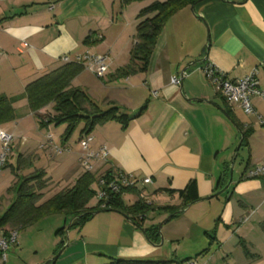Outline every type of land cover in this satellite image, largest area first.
I'll use <instances>...</instances> for the list:
<instances>
[{
    "label": "crops",
    "instance_id": "0c3cea01",
    "mask_svg": "<svg viewBox=\"0 0 264 264\" xmlns=\"http://www.w3.org/2000/svg\"><path fill=\"white\" fill-rule=\"evenodd\" d=\"M143 2H0V93H23L27 83L61 65L64 55L71 61L85 53L106 56L103 78L84 69L72 84L84 89L102 109L114 102L131 118L126 127L116 121L95 126L91 148L105 145L108 155L94 162L93 172L101 175L113 167L138 180L151 177L150 183L137 186L148 202L160 206L180 203L176 194L161 189L177 191L195 180L201 199L163 222L162 240L159 236L149 241L120 212L101 211L82 226L69 228L66 246L53 263L182 264L195 259L197 264H264V174L249 175L264 163V124L256 115L230 105L200 69L204 62L212 64L230 80L256 69L264 90V0H200L193 8L181 9L166 22L147 69L135 64L125 74L121 70L128 67L137 43V14ZM205 56L206 61L192 66ZM252 103L264 118V99L252 97ZM217 106L226 112L230 109L237 122L250 128L247 142L240 145L249 157L227 191L202 200L226 183L225 168L236 156L241 138L236 124ZM14 107L16 119L1 127L19 139L16 153L37 155L35 164L44 158L50 161L48 168H39L53 184L59 178L72 182L82 171L80 135L74 145L63 142L62 133L56 138L52 124L40 128L39 116L48 108L53 112L51 105L32 113L22 98ZM55 146L63 150L56 153ZM167 216L162 210L152 211L143 227L157 226ZM68 221L64 216V225ZM56 230L52 254L59 242Z\"/></svg>",
    "mask_w": 264,
    "mask_h": 264
},
{
    "label": "trees",
    "instance_id": "16d2710c",
    "mask_svg": "<svg viewBox=\"0 0 264 264\" xmlns=\"http://www.w3.org/2000/svg\"><path fill=\"white\" fill-rule=\"evenodd\" d=\"M141 1L144 0H122V4ZM199 1L152 0L142 7L137 14L138 23L135 32L137 43L131 49L128 67L121 72L126 74L135 68V64H139V69L146 70L166 22L181 9L191 7ZM84 69L81 63L70 60L27 83L21 94L8 96L0 93V126L16 119L14 104L25 98L28 109L32 113H37L40 109L51 105L54 113L48 116L44 114L39 116L38 124L40 128H46L50 124L55 126L64 124L65 129L60 136L63 142L69 140L72 132L80 123H83L80 137L91 134L96 125L108 121H116L121 123L122 127H126L131 118L130 114L121 110L114 102H110L106 109H102L84 89L72 84L74 78ZM227 113L236 124L239 134L243 135L240 136V145L246 143L251 132L250 128H244L242 123L237 122L230 109H227ZM27 153H18L16 156V168H12L15 178L8 188L12 198L7 207L2 212L0 211V236L6 238L9 237L11 230L19 231L26 226H32L49 215L62 214L68 217L71 219V228L82 226L93 216L95 211L106 209L120 212L130 218L138 227L143 228L149 241H152L158 239L160 233L158 225L143 227V222L150 212L162 210L168 215L176 211L181 213L189 203L199 199L195 180L189 181L183 189L177 191L168 188L161 189L170 195L176 194L180 199L178 205L160 206L148 202L145 195L141 196L143 193L138 186H121L118 191H110L106 188L107 197L98 199L99 177L110 181L115 175L123 173V171L111 167L101 175L96 174L93 170L86 171L82 168V171L72 182L65 183L52 196L42 200L45 196L44 190L54 184L46 177L44 169L30 170L33 166L30 163L32 155ZM229 167L228 163L225 168L226 181ZM23 170L28 173H21ZM128 194L136 196V199L127 203L124 196ZM93 199H95V204H92ZM101 204H104V207H101ZM67 226H61L55 232L59 236V242L54 254L65 243ZM0 264H5V260H2L1 249ZM114 264H144V262L117 260Z\"/></svg>",
    "mask_w": 264,
    "mask_h": 264
},
{
    "label": "built area",
    "instance_id": "2783aa9c",
    "mask_svg": "<svg viewBox=\"0 0 264 264\" xmlns=\"http://www.w3.org/2000/svg\"><path fill=\"white\" fill-rule=\"evenodd\" d=\"M3 0H0V2ZM62 61H70L67 55L61 57ZM106 56L96 55L91 53H85L76 57L75 61L81 63L85 69L89 70L98 78H103L107 72L108 66L105 62ZM203 72L208 78L209 82L213 87L223 95L226 101L233 106H238L243 110L246 115H256L257 119L261 124H264V118L256 113V110L252 103V97H258L264 99V90L259 87L258 80L256 78L257 70H253L249 74L243 76L240 79L230 80L226 77V74L219 70L212 64H204L201 66ZM172 81L177 83V77H173ZM155 95V92H154ZM12 133L6 131L0 126V143L2 146V151L0 152V169L2 168L7 152L9 150L10 144L12 142ZM47 139L52 141V133L48 132ZM93 141L92 134L82 135L78 144L81 149L80 156L78 158L79 166L86 171H92L94 169L95 161H104L107 159L108 149L105 145H101L98 149H92L91 144ZM55 152L59 153L63 149L59 146L54 147ZM264 174V163L259 166L254 167L249 171L250 176H257ZM147 184L151 182V177L147 176L138 180L131 173L123 172L120 175H115V177L107 181L104 177H99L98 180V192L97 198L104 199L107 197L108 188L110 191H118L121 186H137V183ZM105 187V188H104ZM143 196V194H141ZM104 207V204H101ZM17 230H11L9 232V237L0 236V249L2 251V260H6V251L9 248V244L17 245ZM182 264H197L195 259H188Z\"/></svg>",
    "mask_w": 264,
    "mask_h": 264
},
{
    "label": "rangeland",
    "instance_id": "374dc122",
    "mask_svg": "<svg viewBox=\"0 0 264 264\" xmlns=\"http://www.w3.org/2000/svg\"><path fill=\"white\" fill-rule=\"evenodd\" d=\"M151 1L152 0H144L142 5L145 6ZM200 64H201L200 62L194 63L192 66L196 67ZM50 110L51 109L48 108V110H46L44 115L48 116L54 113L51 112ZM82 126L83 123H80L79 126L74 129V131L72 132L69 138V140L74 145L80 135V130ZM64 129H65L64 124H59L57 126L53 125L52 131L54 133V136L57 138L59 136V133H62ZM21 131L26 132L27 129ZM40 133H43L44 135V133H46V129H43ZM18 141L19 139H17V137H13L9 150L7 152V156H6L7 160H5L3 167L0 169V211L1 212L7 207V205L10 202V199L12 198V194L9 193L8 188L11 186L15 178L12 172V168H16V161H17L16 150L19 144ZM24 142H25V137L22 139V143ZM238 145H239V141L236 145V149L238 148ZM1 151H2V146L0 143V152ZM40 153L41 152H38L37 154L40 155ZM248 157L249 154L245 146H242L237 150V154L232 162V170L234 176L237 174L238 171L241 172L244 170ZM36 160H37V155L36 156L33 155L30 158V163L33 165L30 170H33L34 168H39L40 165L43 167L47 165V168L49 167L48 163L50 161H48L46 158H44L39 164L38 163L35 164ZM21 173H28V171L23 170ZM63 185H65V182H63L61 178L57 179V183H55L54 185H50L48 189L44 190L45 196L42 200L52 196ZM135 199L136 196L134 197V195H130L129 197L124 196V200L127 203L133 202ZM92 204H95V199L92 200ZM63 219H64V215L62 214L51 215L48 216V218L42 219L41 222H39L35 226L33 225L26 226L20 229L18 231V236H17V242H18L17 245L10 243L9 248L5 252L6 253L5 264H17V262L20 264H54V263H47L60 250L59 249L55 254H52L54 250L53 249L54 231L57 228L61 226H67L70 223V221H68L67 224L64 225Z\"/></svg>",
    "mask_w": 264,
    "mask_h": 264
},
{
    "label": "water",
    "instance_id": "95a60500",
    "mask_svg": "<svg viewBox=\"0 0 264 264\" xmlns=\"http://www.w3.org/2000/svg\"><path fill=\"white\" fill-rule=\"evenodd\" d=\"M194 6V5H193ZM193 6H191V8H193ZM207 60V56H205L204 58H202V59H199V60H197L195 63H199V62H203V61H206ZM185 71V69L182 71V74H183V72ZM189 100V102H193V100H196V99H188ZM207 102H209V103H211L210 101H207ZM218 107V106H217ZM223 113H224V115H226L227 117H229L228 116V113L223 109V108H221V107H218ZM241 136H243L242 134H241ZM240 144H241V140L239 141V145H238V148L236 149V151L239 149V147H240ZM233 159H234V156L232 157V159H231V161H230V167H229V171H228V179H227V181H226V183L224 184V186L221 188V189H219L218 191H216L215 193H213V194H211L210 196H208V197H205V198H202V200H205V199H210V198H212V197H214V196H218V195H220V194H222V193H224L225 191H227L228 189H229V187H230V185H231V183H232V177H233V170H232V162H233ZM199 200H201V199H198V200H196V201H194V202H197V201H199ZM194 202H192V203H194ZM192 203H189L188 204V206H190ZM187 206V207H188ZM101 211H106V209L105 210H99V211H95L94 213H93V215H95V214H97V213H99V212H101ZM180 211H176V212H174V213H172V214H169L163 221H161L159 224H158V231H159V233H160V237H161V240H162V232H161V226H162V224H163V222H165V221H167V220H169L173 215H176V214H178ZM70 224H71V222L68 224V226H67V228H66V230H65V235H66V238H65V244L61 247V249L47 262V263H53V261L55 260V259H57L58 257H59V255L62 253V251L64 250V248H65V246H66V243H67V237H68V231H69V228H70ZM139 229L142 231V233L146 236V234H145V231L143 230V228H141V227H139ZM146 238L148 239V237L146 236ZM149 240V239H148Z\"/></svg>",
    "mask_w": 264,
    "mask_h": 264
}]
</instances>
